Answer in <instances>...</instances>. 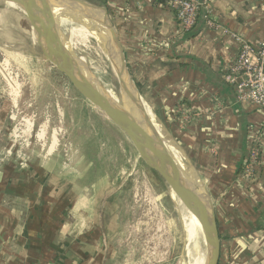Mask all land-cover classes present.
Wrapping results in <instances>:
<instances>
[{"label": "crops", "instance_id": "obj_1", "mask_svg": "<svg viewBox=\"0 0 264 264\" xmlns=\"http://www.w3.org/2000/svg\"><path fill=\"white\" fill-rule=\"evenodd\" d=\"M95 1L107 6L150 110L211 194L221 240L218 264H264V108L238 101L224 80L242 41L264 42V2L197 0L195 25L184 31L158 0ZM206 14L218 27L208 25ZM9 111L2 100L0 264H109L116 256L108 246L115 231L112 202L94 209L71 185L77 175L61 173L55 162L29 168L11 159L4 145ZM62 175L73 179L59 185ZM55 177L56 184L48 183Z\"/></svg>", "mask_w": 264, "mask_h": 264}, {"label": "rangeland", "instance_id": "obj_2", "mask_svg": "<svg viewBox=\"0 0 264 264\" xmlns=\"http://www.w3.org/2000/svg\"><path fill=\"white\" fill-rule=\"evenodd\" d=\"M59 22L71 29L78 27L72 33L64 28L67 42L84 58L86 69L98 83L119 98L113 65L88 24L75 18ZM41 58L26 17L0 0V103L6 100L10 105V129L4 145L11 159L22 161L29 168L38 161L45 163V168L55 162L61 173L77 175L71 185L76 184L78 195H87L93 201L94 209L106 200L112 202L115 231L108 246L116 256L109 264L202 261L203 234L200 228L195 235L188 233V212L172 197L168 186L144 163L130 139L91 105L63 73L47 61L40 62ZM157 127L162 128L159 124ZM84 133V139H70ZM55 136L58 139H53ZM48 153L51 154L45 157ZM87 167L92 175L81 178L79 174ZM52 179L48 183L58 182L56 177ZM60 179L59 185L73 176L62 175ZM84 187L88 188L87 194Z\"/></svg>", "mask_w": 264, "mask_h": 264}, {"label": "water", "instance_id": "obj_3", "mask_svg": "<svg viewBox=\"0 0 264 264\" xmlns=\"http://www.w3.org/2000/svg\"><path fill=\"white\" fill-rule=\"evenodd\" d=\"M3 1L26 17L40 56L63 73L91 105L130 139L144 163L168 186L172 197L194 215L204 238L203 264H218L221 240L211 194L197 172L187 166L178 146L147 105L129 69L107 6L95 0ZM69 18L88 24L102 42L117 76L119 98L89 75L86 67L76 65L60 51L56 25L60 19ZM172 144L179 150L182 163L170 148Z\"/></svg>", "mask_w": 264, "mask_h": 264}, {"label": "built area", "instance_id": "obj_4", "mask_svg": "<svg viewBox=\"0 0 264 264\" xmlns=\"http://www.w3.org/2000/svg\"><path fill=\"white\" fill-rule=\"evenodd\" d=\"M158 2L175 12L182 30L189 31L194 27L201 8L200 2L197 0H158ZM206 18L209 26L218 27L209 14H206ZM7 77L12 80L8 73ZM224 80L234 89L238 101L253 103L264 108V42L252 45L242 41L240 50L224 73ZM255 157L256 152L252 151L249 159L252 161ZM250 171L249 167L246 170L249 176H251Z\"/></svg>", "mask_w": 264, "mask_h": 264}, {"label": "bare ground", "instance_id": "obj_5", "mask_svg": "<svg viewBox=\"0 0 264 264\" xmlns=\"http://www.w3.org/2000/svg\"><path fill=\"white\" fill-rule=\"evenodd\" d=\"M69 23V22H68ZM74 23V22H73ZM68 28L69 29V32L70 33H72L74 30H76V29H78V27H74V28H70V27H68V24H66V23H64V22H58L57 23V25H56V30H57V32H58V41H57V45H58V47H59V49H60V51L66 56V58H68V59H71L72 61H74V63L76 64V65H79V66H81V67H83V68H85L86 67V64H85V60H84V58L83 57H81L77 52H76V50H75V48L74 47H72V46H70V44L67 42V40H66V38H65V36H64V34H63V31H67L66 29H64V28ZM81 30H85L84 28H81ZM86 31V30H85ZM88 35H92L89 31H88ZM76 40V39H75ZM83 41V40H82ZM87 42V41H86ZM89 42V41H88ZM86 46V45H85ZM86 69V68H85ZM88 74L89 75H91V72L90 71H88ZM101 85V84H100ZM105 87V86H104ZM107 87V86H106ZM170 148L172 149V151H174V153L175 154H177V156L180 158V156L178 155V153L176 152V151H179V150H177V148H175L174 146H173V144L172 145H170ZM178 158V159H179ZM180 160V159H179ZM180 162L182 163V160H180ZM178 203V202H177ZM179 205V204H178ZM185 217V216H184ZM188 222H187V226H188V228H189V231H188V233L190 232V233H194V235H195V232H196V230H197V228H200V224L198 223V221H197V219L194 217V215H192L191 213H188ZM202 232V231H201ZM196 234H197V232H196ZM194 235H192V236H194ZM195 239V238H194ZM194 242V241H193ZM195 244V243H194ZM201 248V247H200ZM190 250H191V248H190ZM203 252V251H202ZM202 254V253H201ZM191 256H193V255H191ZM190 257V256H189ZM196 257V256H195ZM202 257H203V255H202ZM194 258V257H193ZM197 259V258H196ZM192 262V261H191ZM194 262H197L196 264H203V259H202V261H199V260H197V261H194Z\"/></svg>", "mask_w": 264, "mask_h": 264}]
</instances>
